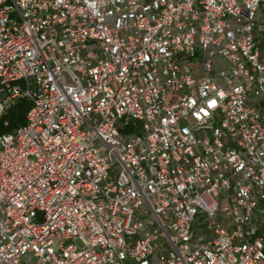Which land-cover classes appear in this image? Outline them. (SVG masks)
Listing matches in <instances>:
<instances>
[{"label":"built area","instance_id":"1","mask_svg":"<svg viewBox=\"0 0 264 264\" xmlns=\"http://www.w3.org/2000/svg\"><path fill=\"white\" fill-rule=\"evenodd\" d=\"M0 264H264V0H0Z\"/></svg>","mask_w":264,"mask_h":264},{"label":"trees","instance_id":"2","mask_svg":"<svg viewBox=\"0 0 264 264\" xmlns=\"http://www.w3.org/2000/svg\"><path fill=\"white\" fill-rule=\"evenodd\" d=\"M31 109V102L26 99L18 100L10 106L7 113L0 118V136L13 133L27 123V115Z\"/></svg>","mask_w":264,"mask_h":264}]
</instances>
